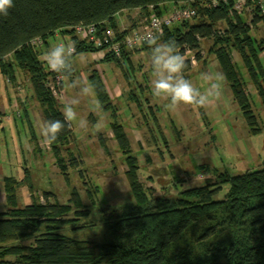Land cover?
Segmentation results:
<instances>
[{
  "label": "trees",
  "instance_id": "obj_1",
  "mask_svg": "<svg viewBox=\"0 0 264 264\" xmlns=\"http://www.w3.org/2000/svg\"><path fill=\"white\" fill-rule=\"evenodd\" d=\"M216 1L213 7L211 0H13L9 15L0 17V72L12 82L16 66L40 106L42 121L63 120L61 104L46 86L48 79L52 82L57 73L44 67L31 41L47 44L57 32L66 33L75 45V54H92L105 47H94L88 41L79 40L74 27L95 25L101 39L105 27L119 32L117 15L124 12L136 10L146 24L152 14L163 16L161 6L191 8L195 11L191 23L188 20L163 27L155 38L158 42L175 41L180 52H193L196 61L201 58L200 40H209L207 55L218 62L249 133L255 134L258 132L256 117L249 106L244 84L234 71L231 53H236L242 61L264 105V73L258 59L264 52V37H258L259 27L256 26L261 25L264 33V5L258 4V0H247L246 7L253 16L254 28H251L241 17L244 12L234 10L236 0ZM133 30L123 29L116 34L117 39ZM144 49L151 47L142 44L130 51L121 49L120 57L106 53L100 61L114 62L121 67L129 63L135 52ZM186 62L183 74L191 71L190 61L186 59ZM89 83L102 109L109 110L108 103L105 104L106 91L96 73L89 77ZM58 86L63 90L62 81ZM110 126L125 156L124 175L135 205L112 213L115 215L107 221V239L99 243L78 241L67 233L84 228L78 223L88 216L89 210L81 203L75 189L63 204L48 202L54 195L43 192V204L39 197L32 195L27 169L21 180L12 175L4 176L0 264H264V167L233 177L219 175L213 183L189 188L177 195L148 198L137 178V159L130 152L122 127L116 123ZM27 127L31 128L29 123ZM31 140L34 137L31 136ZM99 140L104 148V142ZM71 142L75 140L70 127L66 126L50 144L54 164L66 183L69 182L68 170L80 167L77 157L68 148ZM225 184L227 187L222 188ZM21 187H27L30 193V203L23 207L17 205V191ZM222 189H227L223 199L213 200ZM94 191L97 192V188ZM86 193L92 205L91 190L86 189Z\"/></svg>",
  "mask_w": 264,
  "mask_h": 264
},
{
  "label": "rangeland",
  "instance_id": "obj_2",
  "mask_svg": "<svg viewBox=\"0 0 264 264\" xmlns=\"http://www.w3.org/2000/svg\"><path fill=\"white\" fill-rule=\"evenodd\" d=\"M243 12L244 23L254 28L250 10ZM130 18L128 12L117 15L121 24L119 31L141 28L143 20L133 24L129 23ZM256 26L259 27L258 37H264L261 25ZM61 42L72 44L68 34L57 32L47 44H38L36 51L41 56ZM210 44L209 40H200L199 61L193 57V52H184L191 71L183 75L194 87L205 92L209 82L203 79V74L215 76L219 73L223 78L219 97L211 98V103L205 107L180 105L175 110L165 108L169 102L167 98L152 95L151 49L135 52L129 63L125 62L121 67L114 62L95 60L89 52L74 54L72 74L61 80L64 97L56 98L61 104V113L65 105L74 99L79 101L74 105L77 119L69 126L75 142L68 148L77 157L80 167L68 170L67 183L54 164L50 144L41 136V109L32 96L29 83L16 66L13 67L12 82L0 72V211L5 209L3 177L12 175L21 180L27 169L33 186L32 195L39 197L41 203H45L43 192L55 196L48 202L63 204L75 189L81 203L86 205L88 216L78 223L84 228L69 231L70 238L90 243L107 239V221L118 211L135 205L124 175L127 170L125 156L110 128L114 123L122 127L130 152L137 159V178L148 198L177 195L189 188L213 183L219 175L233 177L264 167V105L256 85L242 61L232 52L234 71L244 84L249 106L256 117L258 132L250 134L230 83L221 73L218 62L207 55ZM258 59L264 73V52ZM44 67L49 70L45 64ZM93 73L100 78L106 91L107 111L102 109L93 91L81 95L79 88L70 87L71 82L77 80L80 87L91 88L89 77ZM49 80L46 82L48 89ZM80 120L87 122L86 127L80 126ZM26 122L31 128L26 129ZM99 138L104 142V148ZM225 186L221 185L222 188ZM88 188L92 205L86 193ZM94 188H97L95 193ZM226 190L219 191L213 200L223 199ZM29 203L30 193L27 187H21L17 191V205L23 207Z\"/></svg>",
  "mask_w": 264,
  "mask_h": 264
},
{
  "label": "clouds",
  "instance_id": "obj_3",
  "mask_svg": "<svg viewBox=\"0 0 264 264\" xmlns=\"http://www.w3.org/2000/svg\"><path fill=\"white\" fill-rule=\"evenodd\" d=\"M14 7L13 0H0V17H7L9 10ZM151 47L150 62L152 66V95L155 98H167L166 109L175 110L180 105L205 107L211 103V98H218L222 76L203 74V79L209 82V88L201 92L194 87L189 79L183 75L187 67L185 56L179 51L175 41L158 42L155 37L145 41ZM75 45L61 42L50 50L44 52L40 61L49 70L62 76L72 74L71 58L75 54ZM73 89L79 88L81 95H89L93 91L88 86L80 87V81L73 80L70 84ZM79 101L74 99L71 104L63 108V120H46L41 125V136L45 143L55 142L66 126L77 119L74 105ZM81 127H86L85 120L79 121Z\"/></svg>",
  "mask_w": 264,
  "mask_h": 264
},
{
  "label": "built area",
  "instance_id": "obj_4",
  "mask_svg": "<svg viewBox=\"0 0 264 264\" xmlns=\"http://www.w3.org/2000/svg\"><path fill=\"white\" fill-rule=\"evenodd\" d=\"M222 1L224 2L225 0ZM246 3L247 0H236L234 3V10L238 13L248 10V8L246 7ZM216 4V0H211V5L213 7H215ZM258 4L264 5V0H258ZM194 15L195 11L191 8L173 9L164 16H156L152 14L146 21L144 27L141 26V28L133 30L129 35H126L121 39H117L118 36H116V34L122 33L123 30L116 33L109 27H105L104 31L101 34V39L97 36V27L95 25H80L74 27L73 30L79 40L88 41L94 47H105V50L92 53L93 59L101 60L106 53H110L115 57H120L121 49L130 51L142 44H147L145 41L148 38L155 37L163 27H170L175 23L188 21ZM38 44V40H33L30 42L31 46H37ZM61 80L62 77L56 74L54 80L50 82L49 91L54 98L64 97L63 90H61L58 86Z\"/></svg>",
  "mask_w": 264,
  "mask_h": 264
},
{
  "label": "crops",
  "instance_id": "obj_5",
  "mask_svg": "<svg viewBox=\"0 0 264 264\" xmlns=\"http://www.w3.org/2000/svg\"><path fill=\"white\" fill-rule=\"evenodd\" d=\"M172 9H174L173 7H172V5H170V4H167V5H164L163 7L161 6L160 7V10L162 11V15L164 16V15H166V14H168ZM123 15L124 14H127V12H124V13H122ZM129 14H131V18H130V20L129 21H131V22H129V23H136V21H139V23L143 20V19H140V17H139V13L136 11V10H134V11H131ZM121 14H119V16H120ZM122 18V17H121ZM118 20V19H117ZM128 21V20H127ZM119 23V22H118ZM120 24V23H119ZM121 25V24H120ZM130 25H132V24H130ZM145 26V23L142 25V27H144ZM28 122H26V124H27ZM26 129H28V127H27V125H26Z\"/></svg>",
  "mask_w": 264,
  "mask_h": 264
}]
</instances>
